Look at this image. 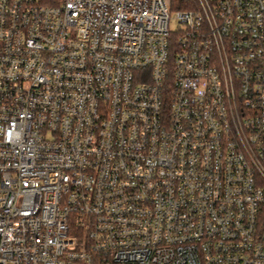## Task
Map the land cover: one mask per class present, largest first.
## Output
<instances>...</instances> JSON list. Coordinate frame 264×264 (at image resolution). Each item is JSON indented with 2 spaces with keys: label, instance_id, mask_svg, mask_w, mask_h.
I'll return each instance as SVG.
<instances>
[{
  "label": "built area",
  "instance_id": "1",
  "mask_svg": "<svg viewBox=\"0 0 264 264\" xmlns=\"http://www.w3.org/2000/svg\"><path fill=\"white\" fill-rule=\"evenodd\" d=\"M0 264H264V0H0Z\"/></svg>",
  "mask_w": 264,
  "mask_h": 264
},
{
  "label": "rangeland",
  "instance_id": "2",
  "mask_svg": "<svg viewBox=\"0 0 264 264\" xmlns=\"http://www.w3.org/2000/svg\"><path fill=\"white\" fill-rule=\"evenodd\" d=\"M170 10H171V17H172V19H171V23H170V30H171V31H174V30H176V28H177V22H176V20L174 19L175 9H170Z\"/></svg>",
  "mask_w": 264,
  "mask_h": 264
}]
</instances>
